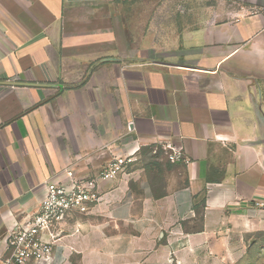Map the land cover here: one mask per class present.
Returning a JSON list of instances; mask_svg holds the SVG:
<instances>
[{
    "label": "crops",
    "instance_id": "1",
    "mask_svg": "<svg viewBox=\"0 0 264 264\" xmlns=\"http://www.w3.org/2000/svg\"><path fill=\"white\" fill-rule=\"evenodd\" d=\"M125 1L0 0V259L46 182L131 155L60 224L54 264H248L264 240V0L204 3L139 48ZM157 146L181 152L156 158L162 183L143 157Z\"/></svg>",
    "mask_w": 264,
    "mask_h": 264
},
{
    "label": "built area",
    "instance_id": "2",
    "mask_svg": "<svg viewBox=\"0 0 264 264\" xmlns=\"http://www.w3.org/2000/svg\"><path fill=\"white\" fill-rule=\"evenodd\" d=\"M171 151V161L180 159V150ZM133 161L131 155L113 156L95 176L77 177L68 169L66 180L46 182L37 211L22 225L8 230L0 264H54L53 244L64 233L60 224L72 215L87 214L100 200L99 182L116 178Z\"/></svg>",
    "mask_w": 264,
    "mask_h": 264
},
{
    "label": "rangeland",
    "instance_id": "3",
    "mask_svg": "<svg viewBox=\"0 0 264 264\" xmlns=\"http://www.w3.org/2000/svg\"><path fill=\"white\" fill-rule=\"evenodd\" d=\"M209 2L215 4L217 0H127L121 4L120 15L131 44L139 48L144 46V34L146 35L148 31H151L150 34L156 39L164 29L181 30L183 24L189 25L192 20L201 19L204 17L201 7ZM194 5L197 6L193 7ZM143 157L147 164L152 166V174L158 178L159 183H162V170L156 166L158 163L156 158L162 160L161 166L171 161L164 148L157 146L154 149H146ZM263 242L264 240L259 243L260 247L256 246L250 251L248 264H264Z\"/></svg>",
    "mask_w": 264,
    "mask_h": 264
}]
</instances>
